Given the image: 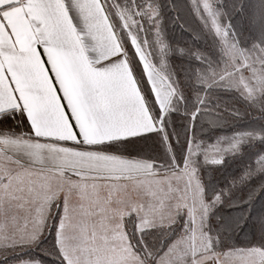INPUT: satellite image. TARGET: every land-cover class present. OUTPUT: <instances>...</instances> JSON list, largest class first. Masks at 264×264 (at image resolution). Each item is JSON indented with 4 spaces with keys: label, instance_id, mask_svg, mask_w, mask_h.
Returning <instances> with one entry per match:
<instances>
[{
    "label": "snow or ice",
    "instance_id": "snow-or-ice-1",
    "mask_svg": "<svg viewBox=\"0 0 264 264\" xmlns=\"http://www.w3.org/2000/svg\"><path fill=\"white\" fill-rule=\"evenodd\" d=\"M0 264H264V0H0Z\"/></svg>",
    "mask_w": 264,
    "mask_h": 264
},
{
    "label": "trees",
    "instance_id": "trees-1",
    "mask_svg": "<svg viewBox=\"0 0 264 264\" xmlns=\"http://www.w3.org/2000/svg\"><path fill=\"white\" fill-rule=\"evenodd\" d=\"M177 32H179V29H177ZM173 115H175V113Z\"/></svg>",
    "mask_w": 264,
    "mask_h": 264
}]
</instances>
